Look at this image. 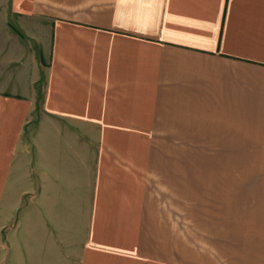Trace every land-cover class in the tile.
<instances>
[{"label": "crops", "instance_id": "1", "mask_svg": "<svg viewBox=\"0 0 264 264\" xmlns=\"http://www.w3.org/2000/svg\"><path fill=\"white\" fill-rule=\"evenodd\" d=\"M256 161L264 0H0V264H192L175 198Z\"/></svg>", "mask_w": 264, "mask_h": 264}, {"label": "rangeland", "instance_id": "2", "mask_svg": "<svg viewBox=\"0 0 264 264\" xmlns=\"http://www.w3.org/2000/svg\"><path fill=\"white\" fill-rule=\"evenodd\" d=\"M32 48L33 55L40 59L39 50L34 49V45ZM236 169L237 167L234 168L233 179H224L225 192L206 195L209 199L208 201L203 199L202 204L198 203V205L194 201L183 203L184 201L180 202L178 197L175 198L177 232L181 237L190 238V240L177 241V249L185 251L191 257L192 264H202L203 261H207L208 258L205 256L207 252L216 255L219 249L224 251L231 248L233 242L228 240L230 238L227 232L240 234L237 237L239 241L235 242L236 249L247 251L251 245L253 249L256 248L253 231L258 229L262 234L263 162L239 163V170ZM199 207L205 208L209 213H215L213 217L226 223L225 226L220 227V234H217L219 231L217 225L207 227L198 225L200 221L194 209ZM189 214L190 216L187 217Z\"/></svg>", "mask_w": 264, "mask_h": 264}]
</instances>
